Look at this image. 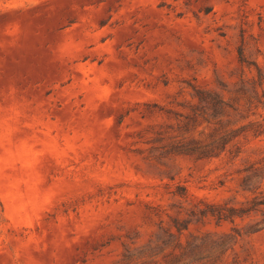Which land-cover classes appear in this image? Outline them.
<instances>
[{
    "label": "rangeland",
    "instance_id": "1",
    "mask_svg": "<svg viewBox=\"0 0 264 264\" xmlns=\"http://www.w3.org/2000/svg\"><path fill=\"white\" fill-rule=\"evenodd\" d=\"M263 199L264 0H0V264H264Z\"/></svg>",
    "mask_w": 264,
    "mask_h": 264
},
{
    "label": "trees",
    "instance_id": "2",
    "mask_svg": "<svg viewBox=\"0 0 264 264\" xmlns=\"http://www.w3.org/2000/svg\"><path fill=\"white\" fill-rule=\"evenodd\" d=\"M195 93L200 98L203 105L202 107H205L204 109H207L208 107L209 109L213 110L214 115L220 113L221 110L224 107H226V104L217 97H211L210 99L211 95L208 92L196 91ZM231 142L232 139L230 138L226 139L225 136L224 138L209 143L204 147H197L194 149H183L184 150L183 152L186 154L196 155L198 159L219 157L220 155L230 151L229 145ZM180 192L181 193H177V194H179L180 197L185 198L186 197L185 189H181ZM263 204H264V199L259 202H255V205H263ZM261 224L264 225V219L261 221ZM196 242L197 243L193 242L189 244L186 248L183 249V252L174 261H171L168 264L215 263L218 260V258L225 252V250L228 249V243H229L226 242L225 240H221L218 243L206 244V241L202 239L197 240ZM163 246L164 244L161 247H159V250H161Z\"/></svg>",
    "mask_w": 264,
    "mask_h": 264
}]
</instances>
